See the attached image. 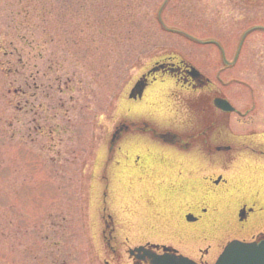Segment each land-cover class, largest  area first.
<instances>
[{"label": "rangeland", "instance_id": "rangeland-1", "mask_svg": "<svg viewBox=\"0 0 264 264\" xmlns=\"http://www.w3.org/2000/svg\"><path fill=\"white\" fill-rule=\"evenodd\" d=\"M164 2L0 0V264H130L127 250L145 243L210 263L225 242L264 235V220L235 218L249 200L236 188V166L211 167L212 176L227 174L224 185H210L205 170L181 189L168 145L140 132L111 144L119 122L136 124L131 131L143 123L185 131L175 106L156 113L148 92L126 100L155 63L173 58L213 76L223 66L216 52L190 39L226 45L228 59L244 32L264 25V0ZM242 46L223 73L236 86L225 90L218 73L211 80L245 109L247 90L238 86L264 105V32L248 34ZM228 120L230 130L245 128ZM239 180L242 188L251 182ZM182 192L197 195L184 204ZM104 206L113 255L101 235ZM208 245L215 251L201 258Z\"/></svg>", "mask_w": 264, "mask_h": 264}, {"label": "flooded vegetation", "instance_id": "flooded-vegetation-1", "mask_svg": "<svg viewBox=\"0 0 264 264\" xmlns=\"http://www.w3.org/2000/svg\"><path fill=\"white\" fill-rule=\"evenodd\" d=\"M254 27L264 29V25L261 24L254 25ZM242 44L238 42L234 47L232 56H229L230 58L228 59H226L228 55L225 54V52L229 51L226 49V45L219 43L198 45L201 48H213L216 52V62L220 61L223 66L218 68L215 73L221 76L225 90L231 84H237L236 79H227L223 73L238 63L240 51L243 47ZM159 65H163L165 68L148 76L145 74L151 68ZM189 67L192 66L184 61L170 58L165 62L155 63L138 78L145 77V87L141 98L145 92L150 93L148 98L149 108L156 113L164 112L170 114L175 106L177 108L175 110L177 112L181 111V115L185 119L182 125L185 127V131L182 134L168 132L166 141H158L173 149V156L169 165L176 170L179 169L177 173L179 175L178 184L182 183V185H177L182 189L183 186H187V180L194 178L193 175L199 178L200 176L198 177V175L204 174L205 170L211 172V176L206 179L210 185H224L228 182L224 178L227 175L226 172L223 171L226 175L212 176L215 171H211V167L221 162L224 163L223 169L236 166L237 176L235 178L238 179L236 188L238 187L242 193L241 197H249V200L247 203L240 202L238 206V211L244 208L242 219L238 220V211L235 214V218L239 225L246 221L261 223L264 220V105L258 106L256 104L251 88L238 86V88L247 90L249 98L246 100L247 107L245 109L234 108L229 99L216 90L214 81L211 80L215 73L213 76H209L193 67L199 73L198 76L191 72ZM178 95L184 96V98L181 99ZM215 98L225 100L233 110L225 113L215 108L213 105ZM178 99L179 101H177ZM228 119H232L237 126L243 125L245 128L230 130V120ZM148 129V127H144L142 133H147ZM240 178L249 179L251 182H247L246 187L242 188L240 186L244 184H240ZM204 179L202 178V180ZM182 195H184V204H187L191 196H196L197 194L195 192H185V194L182 192ZM192 215L197 218L195 222L200 219L199 213H193ZM113 233L114 228L112 229V227L108 229V232H102V238L107 240L108 237L110 241L108 251L112 255L115 253L114 246H112L115 241ZM260 240H264V235L261 233L251 236L248 241L240 239L242 242H257ZM137 246H132L131 248ZM213 251H215V248L208 245L201 251V258L206 259ZM219 252L213 257H216ZM155 253L160 254L161 252L156 250ZM129 261L132 264L134 260L129 259ZM207 262L198 260L197 263L210 264ZM103 264H107V262L103 261Z\"/></svg>", "mask_w": 264, "mask_h": 264}, {"label": "water", "instance_id": "water-1", "mask_svg": "<svg viewBox=\"0 0 264 264\" xmlns=\"http://www.w3.org/2000/svg\"><path fill=\"white\" fill-rule=\"evenodd\" d=\"M163 3L162 7L164 4ZM162 7L158 11V20L160 19L159 15L161 12ZM255 28L251 29L254 30ZM249 31L245 32L240 39V44L242 43L244 37L247 35ZM186 36V35H184ZM196 43H211L213 41L207 42H200L194 39H190ZM163 69V66H158L150 71V73L156 72L158 70ZM190 71L193 72L195 75H198V72L189 67ZM144 88V82L142 80H138L133 88L130 90L128 98L129 99H136L140 98L141 93ZM213 105L215 108L219 109L222 112L229 113L233 109L229 106V104L220 98H215L213 100ZM123 130L122 126H120L111 138V143L113 140L118 139V134ZM164 137V136H160ZM163 139V138H162ZM219 180V179H218ZM244 213V209L239 211L238 217L242 219ZM186 221H193L191 216L185 217ZM107 228V225L105 224ZM152 249H158V246L154 245H146L140 246L134 249H130L127 251L128 256L134 259L135 262L133 264H195L191 260L182 257L180 255H176V252L167 247H161L162 254L157 255L155 254ZM213 264H264V240L259 242H252V243H242L238 241H231L223 248L221 254L218 256L216 261Z\"/></svg>", "mask_w": 264, "mask_h": 264}]
</instances>
